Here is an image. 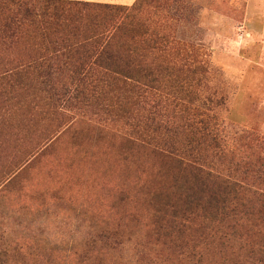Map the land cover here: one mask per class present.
I'll use <instances>...</instances> for the list:
<instances>
[{"label": "rangeland", "instance_id": "obj_1", "mask_svg": "<svg viewBox=\"0 0 264 264\" xmlns=\"http://www.w3.org/2000/svg\"><path fill=\"white\" fill-rule=\"evenodd\" d=\"M142 12L170 41L171 69L150 103L211 99L231 150L218 171L230 169L249 197L264 191V0H149ZM39 83L0 84V172L16 176L0 193V264H143L154 197L172 192L174 165L133 147L121 122L54 107ZM247 161L262 174H247ZM101 230L119 232L124 245L98 242ZM149 249L168 253L158 243Z\"/></svg>", "mask_w": 264, "mask_h": 264}, {"label": "trees", "instance_id": "obj_2", "mask_svg": "<svg viewBox=\"0 0 264 264\" xmlns=\"http://www.w3.org/2000/svg\"><path fill=\"white\" fill-rule=\"evenodd\" d=\"M146 1L0 0V84L39 80L54 107L121 122L133 147L174 165L172 192L154 197L153 235L138 249L143 264H264V191L249 197L230 169L218 171L231 150L215 104L187 95V101H149L171 68L169 39L143 16ZM248 162L247 174H262ZM3 176L8 181L0 182V193L16 178L8 170ZM5 225L0 219L1 237ZM119 236L97 232L98 242L109 246L124 245ZM152 243L167 255L157 258Z\"/></svg>", "mask_w": 264, "mask_h": 264}, {"label": "crops", "instance_id": "obj_3", "mask_svg": "<svg viewBox=\"0 0 264 264\" xmlns=\"http://www.w3.org/2000/svg\"><path fill=\"white\" fill-rule=\"evenodd\" d=\"M77 1V0H76ZM80 1H82V0H80Z\"/></svg>", "mask_w": 264, "mask_h": 264}]
</instances>
